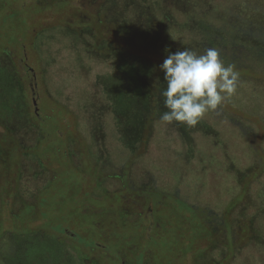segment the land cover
<instances>
[{
	"label": "trees",
	"instance_id": "trees-1",
	"mask_svg": "<svg viewBox=\"0 0 264 264\" xmlns=\"http://www.w3.org/2000/svg\"><path fill=\"white\" fill-rule=\"evenodd\" d=\"M87 1L84 20L43 27L33 45L98 175L117 170L126 187V169L135 191L183 198L194 236L176 250L206 243L194 264H264V0ZM165 48H216L239 72L236 93L195 126L162 122ZM12 63L0 62V126L20 143L39 116L22 62ZM51 241L38 254L81 264L72 246Z\"/></svg>",
	"mask_w": 264,
	"mask_h": 264
},
{
	"label": "rangeland",
	"instance_id": "rangeland-1",
	"mask_svg": "<svg viewBox=\"0 0 264 264\" xmlns=\"http://www.w3.org/2000/svg\"><path fill=\"white\" fill-rule=\"evenodd\" d=\"M88 3L71 0L67 9L66 0H0V62H22L31 109L39 116L36 129L24 133L20 143L3 137L0 126V264L12 259L13 240L22 258L13 264L68 262L24 261L19 250L25 240L41 247L64 242L81 264H194L196 248L204 250L206 243L197 242L183 255L176 250L194 236V227L185 226L190 214L180 204L184 199L135 191L125 168L126 187L117 170L98 175L73 114L48 93L33 38L48 25L81 22Z\"/></svg>",
	"mask_w": 264,
	"mask_h": 264
},
{
	"label": "clouds",
	"instance_id": "clouds-1",
	"mask_svg": "<svg viewBox=\"0 0 264 264\" xmlns=\"http://www.w3.org/2000/svg\"><path fill=\"white\" fill-rule=\"evenodd\" d=\"M164 52L166 58L158 66L165 85L160 92L166 109L160 117L162 122L195 126L236 93L239 72L234 65L224 64L216 48H208L203 54L190 48L175 52L165 48Z\"/></svg>",
	"mask_w": 264,
	"mask_h": 264
},
{
	"label": "flooded vegetation",
	"instance_id": "flooded-vegetation-1",
	"mask_svg": "<svg viewBox=\"0 0 264 264\" xmlns=\"http://www.w3.org/2000/svg\"><path fill=\"white\" fill-rule=\"evenodd\" d=\"M46 240H48V239H46ZM31 247L34 249V254H31ZM39 247H41V246L40 245L39 246L38 245L34 246V245L31 244V242H28L27 240H25V241L21 242V248L19 250V253H21V254L23 253L24 254L23 260L24 261H28V262L29 261L37 262L39 259H43V258L52 259L53 262L54 261L55 262L64 261V258H66V260H68V256H66V255L61 256L58 260H55L54 256H49V254L44 255V252L49 253V251H45V250L41 254H38L39 250H40ZM9 248H10V251H11V255L10 256L12 257V259L9 260V261L4 259L5 260V264H13V263H16V262L18 263L17 259L22 260L21 256L18 255V246L16 245V240H13V242L11 243Z\"/></svg>",
	"mask_w": 264,
	"mask_h": 264
}]
</instances>
